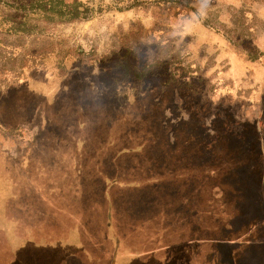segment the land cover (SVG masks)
Segmentation results:
<instances>
[{"label":"rangeland","instance_id":"1","mask_svg":"<svg viewBox=\"0 0 264 264\" xmlns=\"http://www.w3.org/2000/svg\"><path fill=\"white\" fill-rule=\"evenodd\" d=\"M82 1L103 10L0 31V86L15 83L0 95V202L19 264H182V244L223 235L224 203L254 225L252 252L207 264H264V58L201 20L241 17L264 52V0H194L198 16Z\"/></svg>","mask_w":264,"mask_h":264},{"label":"trees","instance_id":"2","mask_svg":"<svg viewBox=\"0 0 264 264\" xmlns=\"http://www.w3.org/2000/svg\"><path fill=\"white\" fill-rule=\"evenodd\" d=\"M157 3H169L173 6L181 8L182 11H191L197 14V10L193 7L192 2L194 0H154ZM145 3V0H143ZM140 1L135 0L131 2L128 7H133L140 5ZM0 31L5 30L6 32H29L28 24L33 19H41L46 23L55 24L62 22H73L80 20H87L93 16V13L100 12L103 10L100 3L97 7L94 4H91L90 1H82V0H8L4 4H0ZM110 8V7H109ZM242 12V10H241ZM20 14V17L17 15ZM189 17V16H187ZM202 24L215 33L223 36L227 41H229L232 45L239 47L250 61L260 60L264 58V52L261 51L251 40V29L249 26H246L241 17H236L232 22V27L228 29L225 28L224 24L215 20L213 14L208 12L205 17L202 19ZM5 24H7L5 26ZM3 70L9 74L11 71L8 68H3ZM1 84V82H0ZM15 86V83L7 85L6 87L0 86V95L5 91L4 89H8L10 87ZM212 172V170H211ZM217 186L212 187L214 191ZM220 209L221 218L227 217L229 214L228 206L225 205ZM232 204V203H231ZM227 212V213H224ZM224 213V214H222ZM247 214V213H246ZM4 215V216H3ZM11 224V218L9 214L0 215V229L3 231L4 239L10 241L11 237L15 239V234L12 233V229L7 228V225ZM207 230V229H206ZM203 231V230H202ZM204 232V231H203ZM207 232H209L207 230ZM201 238L194 243L193 248L191 247L190 241H188L189 245L184 243L182 244L184 247V254H186V260L182 259V264H194V256L200 257L205 264L208 262L204 257L203 251L208 250L207 246V237L205 234L200 236ZM69 245L59 244V249L64 250V247L68 249L69 247L73 248V243H68ZM178 245H176V248ZM175 248V249H176ZM169 252V251H163ZM196 252V253H195ZM162 256V255H161ZM153 259L154 256L152 255ZM65 259V257H64ZM186 262V263H185ZM196 264V261H195Z\"/></svg>","mask_w":264,"mask_h":264},{"label":"crops","instance_id":"3","mask_svg":"<svg viewBox=\"0 0 264 264\" xmlns=\"http://www.w3.org/2000/svg\"><path fill=\"white\" fill-rule=\"evenodd\" d=\"M5 126V123L0 116V180L3 178L4 169H3V154L5 153V148L7 147L6 140L2 136V129ZM0 189L1 186H0ZM226 206H232L231 203H226ZM3 211L2 202H0V215ZM227 213V212H224ZM222 213V214H224ZM247 215V214H246ZM246 215L244 217V224L238 226V222L234 217V214H229L227 217L220 218V230L223 233L221 236H214L219 232L218 227L215 226L213 229H209V236L207 241L208 250L203 251L204 257L219 256V257H229L230 259H238L242 253L252 252L249 248L254 243L253 230L254 225L251 222L246 220ZM13 214H11V226L12 233L16 231L18 223L14 220ZM15 230V231H14ZM7 240V239H6ZM4 239L3 231L0 229V264H19L20 262V253L15 249L14 238L11 237L10 242L11 246H8ZM258 246V245H257ZM258 248V247H256ZM196 253V252H195ZM66 254V253H65ZM11 255V256H10ZM85 257V256H83ZM195 258V256H194ZM195 264V260H194Z\"/></svg>","mask_w":264,"mask_h":264}]
</instances>
